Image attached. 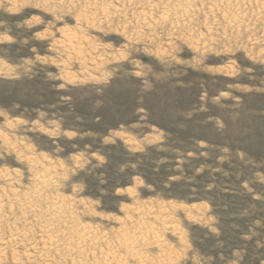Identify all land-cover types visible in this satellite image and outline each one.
<instances>
[{
  "label": "rangeland",
  "instance_id": "rangeland-1",
  "mask_svg": "<svg viewBox=\"0 0 264 264\" xmlns=\"http://www.w3.org/2000/svg\"><path fill=\"white\" fill-rule=\"evenodd\" d=\"M0 264H264V0H0Z\"/></svg>",
  "mask_w": 264,
  "mask_h": 264
}]
</instances>
